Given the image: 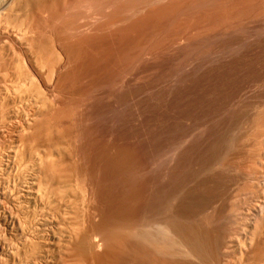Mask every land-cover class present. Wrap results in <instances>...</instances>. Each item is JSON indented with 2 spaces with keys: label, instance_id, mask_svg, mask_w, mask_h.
<instances>
[{
  "label": "bare ground",
  "instance_id": "6f19581e",
  "mask_svg": "<svg viewBox=\"0 0 264 264\" xmlns=\"http://www.w3.org/2000/svg\"><path fill=\"white\" fill-rule=\"evenodd\" d=\"M25 1L0 0L2 17L18 20L19 31L23 27L22 34L12 30L15 35L7 37L22 52L14 69L23 79L41 80L45 75L49 99L41 93L40 82L39 87L31 78L29 87L41 92L33 89L32 100L26 96L29 104L25 102L20 121L17 103H2L0 264H105L108 251L140 264L168 258L182 259L183 264H224L227 255L233 264H264V0H75L70 8L56 0ZM152 1L160 4L151 6ZM206 6L208 12L203 10ZM68 8L81 11L73 9L72 18L65 19ZM108 9L105 22L91 21L92 16H107ZM138 10L141 16L135 18ZM85 11L88 22H83ZM81 14L85 16L79 22ZM121 23L127 25L123 30ZM162 23L167 27L151 32ZM137 33L142 35L138 43L122 48L115 41ZM156 40H161L165 52L160 61L151 59L148 74L154 140L149 161L142 165L137 134L136 163L131 167L137 184L168 195L144 216L129 214L118 221L114 224L118 231L111 235L96 224L100 214L96 180L90 165H81L86 137L75 127L76 121L72 124L71 113L80 102L62 96L76 94L85 78L110 67L105 58L119 54L127 57L124 64L120 61L122 66H133L148 57L149 45ZM78 62L81 66L72 69ZM4 89L5 95L11 91ZM16 89L18 96L21 89ZM24 96L18 97V104ZM136 116L140 122L139 108ZM192 180L209 214L224 220L218 237L202 235L197 240L185 225L177 224L178 198ZM211 190L218 196H209ZM205 243L216 244L218 252L208 251Z\"/></svg>",
  "mask_w": 264,
  "mask_h": 264
},
{
  "label": "rangeland",
  "instance_id": "374dc122",
  "mask_svg": "<svg viewBox=\"0 0 264 264\" xmlns=\"http://www.w3.org/2000/svg\"><path fill=\"white\" fill-rule=\"evenodd\" d=\"M26 1H27V3H29L31 0H26ZM70 1L71 0H69V2L65 1V2H67V4H65L64 1L56 0L57 4H59V5L64 4V5H62L64 7L65 6L69 7V6H71V4L74 3L73 5H75L77 3V2H75V0H72L71 2ZM155 2L157 3V5L160 4L157 1H152L151 6H153L154 4H155L154 6H156ZM68 4H70V5H68ZM31 6L32 7L30 8V6L28 4V7H29L28 9H32L33 5H31ZM206 7H204L205 9L203 8V10H205V11L207 10V12H208L209 11L208 7L207 8ZM69 8L67 10L68 12L66 11L65 16H63L65 19H68L69 17L72 18V16H69V15L72 14L74 8L70 9L71 11H69ZM75 9H74V13H76L77 11H81V9L80 10H78V9L75 10ZM3 12H4L3 10H0V39H1L0 40V72H1L0 73V87H1L0 92L2 91V93L0 94V101H1V103H0L1 104L0 105V122H3L1 120V118H2L1 112H2V106H4L3 104H5V102H16L17 103L16 108L18 107L17 109L19 110V112H18L19 114H16V118H18L17 120L20 121V118L21 119L23 118V114H24L23 112L26 110L25 108H27V106H24V104H26L25 102L28 103L29 100H32L31 97L36 96V94L34 95L35 92L33 93V96L31 95L32 90L34 88H32L31 86L29 87V85H30L29 80L31 78L33 79L34 76L33 77L31 76V78H29V79L28 78L25 79L26 77L24 76V79H23V77H22L23 74H21L19 72L20 70L18 68H17V70L14 69V68H16L14 66H16L17 61H19L17 59L20 58V63L23 59V58H21L22 52L18 49L17 46H15L14 44H11L7 37L12 38V36H14L15 34L20 35V32L22 34V32H23L22 28L23 27L21 28V31H19L20 26H18V24L20 25L21 23H18L17 22L18 20L15 21V19H13V21H10L11 19L7 20L8 21L7 22L6 19H4L2 17ZM105 12H106L105 14H107V16L101 17V19H100V17L95 16V18H94V16H92L93 18L92 17L90 18L91 21H93L92 19H94V21L97 20V22L99 20H101V21H99L100 23L105 22L104 18L105 19L109 18L108 16L110 15V10L108 9ZM66 13H69V14H66ZM80 13H84V11L80 12ZM85 13H86V17H84L85 20L81 19V18H83V16H85V14H83V15L81 14L82 17L81 16L79 17V19H80L79 22L83 21V20H84L83 22L90 21V19L88 18V15H89L88 12L85 11ZM140 14H141V11L138 10L135 13L134 17L136 16L135 18H138L139 16H141ZM43 16H45V15H42L41 17L43 18ZM46 16L44 18H48ZM66 16L67 17L69 16V17L67 18ZM23 18L24 17L21 15L19 22L22 21ZM42 18H40V20H48L49 19V18L48 19H42ZM97 22H94V23H97ZM124 23H121L122 26L124 25L123 27L119 25V28L121 30H123V28L124 29L126 28V26H127L126 24H129L128 22L126 24H124ZM160 25H158L159 28L158 27H154V28L151 27V32L158 30V29L162 30L163 28L167 27V26L164 27L165 25L163 23ZM7 29H8V31L9 30L11 31V32L7 31L8 34H6ZM17 29H19V30H17ZM12 30H13V32L14 31H19V32H14L15 34H12L13 33ZM85 30H84V32H85L84 34H86V32H88ZM90 32H92V31H90ZM88 34H89V32L86 35H88ZM141 36L142 35H140V33H137V34H134L133 36L131 35V37L127 36L128 38L122 36V38L119 40L120 42L117 40H115V41L118 42L121 45L120 47L123 48L124 46L130 45L131 43L132 44L136 43V42L138 43L140 41V38H142ZM124 38H126V39H124ZM5 41L10 43L11 45L8 43L5 44L6 43ZM160 42H161V40L160 41L159 40L154 41V44H152V42H151L152 45L151 44L149 45V49L150 48L151 49L148 50V52L150 53V54H148V57H147V55H145L144 56L145 58H143L142 60L140 59L138 62H136L135 63L136 65L135 64H133V66L131 65L132 67L129 66L128 64H127V66L121 65L120 61L124 64L126 61L125 58H127V57H124V56L119 55V54H112L111 56H109L107 58V60L105 58V61L108 62V60H109L110 67H107L104 70H102V73L94 74L93 76H90V77L88 76L87 78H85L84 80H86V82L84 80L81 82L82 87L80 86V89L76 92V94H71V95L63 94L65 96H62L63 98H65L67 100L73 99V101L75 100L76 102H78V101L80 102V103H77V106L79 104L81 107L76 106L75 107L76 109L75 108L73 109L74 112L72 111L71 113H72V115L75 114V115H73L75 117V118L73 117L74 120L72 118V121H73L72 124L76 121L77 122V123L75 122L76 125L74 124L75 127L76 128L78 127L77 130L80 133L84 134V136L86 137V140L83 141L82 145L84 144L85 145L84 149H87V150H85V159L83 160V162H81V165H82V163H83V165H87V164L90 165L89 168L91 169V173L96 180V183H95V187L97 190L96 196H99V197H96V199H98V200L95 201L96 202L95 204H97L96 208L98 209V213L100 212L99 219L96 218V222H97L96 224H98L99 227L102 226L101 228H103L105 231L111 232L110 233L111 235L116 234V232L118 231V229L115 228L116 225H114L118 221L125 219L126 216L129 217V214H130V217L136 216V218H139L140 216L141 217L144 216L145 212L147 214L148 212L153 211L159 207L158 204H159L160 198L164 194L168 195L167 191H162V189L160 190V188L159 189L153 188L147 184H143V185L137 184L134 181V174H133L134 165L136 163L135 156L133 155L136 151L135 137L137 136V134L140 133L142 146H141V153H140L141 156H139L140 158H138V159L142 165H146L149 161L148 153L151 149L152 142L154 140L153 137H154L155 129L153 126V118H152V113H151L152 107H151V101H150L149 97L147 96V93H148L147 89L149 86L148 84L150 83V79H149L148 74H149V67H150L151 59H152V61H153V59L160 61L161 57L163 55L162 52L163 53L165 52L164 44L162 42L161 43ZM156 44L160 45V46H156ZM8 45L11 46L12 49L8 48L9 47ZM160 47H162V48H160ZM3 49H4V51H2ZM152 51H153V53H152ZM17 53H18V55H19V53L21 55L18 56ZM6 55L8 56L7 58H6ZM157 57H159V58H157ZM116 58H118V59H116ZM148 58H149V62H148ZM13 62L14 63L16 62V64L14 65ZM75 64L72 65L74 67V68L72 67V69H75L76 66H77L76 68H78V66L81 64V62H78ZM160 64L162 65V63H160ZM119 65H120V67H119ZM124 71H126V72H124ZM20 75H22V76H20ZM16 76H17V78L15 79ZM36 77L37 76H35V80L33 79L35 81V83L37 82L35 85L39 86V82H40V85L43 88V89L42 88L41 89L44 92L40 91V89H39L40 86L37 88L35 87L36 89H34L33 91L39 89V91L41 93H45L46 96H45V94H40L39 91H38V95H40V96L44 95L46 97L45 100L49 99V95H48L49 92H45L46 90L44 89V83H45L44 80L45 79H42V77L44 78L45 75H43L41 77V80L38 77L37 78ZM125 78H127V79H125ZM123 79H125V80H123ZM116 80H118V81H116ZM26 81H28V82H26ZM135 81H137V82L135 83ZM33 83H31V84L33 85ZM133 83H134V85H133ZM117 84H119L120 86ZM83 85H85V86H83ZM4 87L7 90L9 89L8 92L11 90L10 92L12 93L13 97L16 94L15 93L16 87H17V89L20 88L21 90H18V91H20L19 93L21 95L17 93L18 96H15V99L13 97H10V95H11V94L9 95L10 92L7 95H5L7 91L4 89ZM27 87L31 88L30 89L31 92H29L30 94H28V95L25 92V91L29 90V88H27ZM10 88H13V89H10ZM17 89H16V91H17ZM54 89L55 90L53 92L54 93L56 92L55 95H58L59 93H58L57 87H55ZM12 90L14 91V93L12 92ZM22 90L24 93L22 92ZM25 93H26V95H25ZM79 93H82V95H80ZM140 94H141V96H140ZM144 94H145V96H144ZM72 95L74 96V98L72 97ZM78 95H79V97H78ZM21 96L25 97V98L22 97L21 102H20L23 106L20 103L18 104V101H20L19 99L21 98ZM26 96H29L31 99L30 98H28L29 100L26 99L27 98ZM1 97H2V99H1ZM18 97H20V98H18ZM7 98H9V100ZM42 98H43V96H42ZM77 98H78V100H77ZM5 100H7V101H5ZM43 100H44V98H43ZM48 101H45V102H48ZM20 105H21V107H20ZM84 106H86V107H84ZM22 107H24V108H22ZM138 108L140 111V122H136V118H137L136 110ZM77 109H79V110L76 112ZM20 113L22 115H20ZM16 118L11 119V121H13V122L15 121V123H17V124L20 123V122H17V120H14ZM7 123L9 124L10 122L8 121ZM157 124H160V121H157ZM8 131H9L8 133H11L12 132L11 128ZM156 133L157 134L160 133V127L157 128ZM113 138H116V140H114ZM109 140H111V141H109ZM142 148H143V150H142ZM86 159H87V161H86ZM89 159H90V162H89ZM85 161H86V163H85ZM131 166L133 167V169ZM132 177H133V179H132ZM96 184L98 185V187ZM194 184L195 183L192 180V183H190L188 187L183 188L182 193H181L183 195L182 196L180 195L181 197L178 198V202H177L178 207L176 206V209L179 208V209H177V217H176V219L178 220L177 224L180 222L178 225H181V226L185 225L186 226L185 229H187L186 231L189 230L190 232H192L193 236L197 240L201 239L200 237H202V235L206 236V238H209V237L213 238L214 235L215 236L217 235L216 237H218V235L221 233V231L224 227V225H223L224 220L221 219L220 217L216 216V215L213 217L211 215V213L209 214L208 211H210V209L208 207L204 206L200 202V200H198L199 197L197 195L196 186ZM97 192H98V195H97ZM209 193H210L209 196H211L212 198H215L218 196V194H214L213 190L209 191ZM112 195H114V196H112ZM143 197H144V199H143ZM184 197H185V199H184ZM143 200H144V202H143ZM137 201H139V202H137ZM98 203H99V205H98ZM139 204L142 206H140ZM145 205L147 208L145 207ZM206 212H207V214H206ZM125 213H127V214H125ZM203 215H204V217H203ZM101 218H103V219H101ZM205 218L206 219L211 218V221L208 219L206 220ZM115 220H117V221H115ZM98 221H100V222H98ZM112 221H114V222H112ZM200 221H202V222H200ZM203 221L207 222V224L204 223ZM214 221H215V223H214ZM199 222L201 224H198ZM208 222L211 224H208ZM182 223H185V224L182 225ZM194 223H196V224H194ZM105 224H107V225H105ZM190 224H192V225H190ZM215 224H216V227H215ZM201 225H202V227H201ZM218 225H221V226H218ZM103 226L104 227L106 226V227L104 228ZM203 226H205V227H203ZM206 228H207V230H206ZM116 229H117V231H116ZM200 229H201L202 233H200L201 231H198ZM215 230L217 232H215ZM195 232H196V234H195ZM210 241H213V239H211ZM206 245L209 246V248L206 246L207 250L210 249V250H212L213 253L218 252V250H217L218 248L215 246L216 244L211 243V244H206ZM211 247H212V249H211ZM210 250H208V251H210ZM111 254H113V255H111ZM111 254H110V251H108L107 258H106V260H108V261H106L107 263H105V264H120V262H121V264H140V262L138 260L137 261L136 260H127V259L123 258V256L120 255L121 253H119V252H112ZM227 256L229 257L228 259H227ZM227 256L223 257L224 264H231L232 262H234L231 255H227ZM162 262H163V264H175V263L176 264H183L182 259H178V258L164 259V261L161 260L157 264H161Z\"/></svg>",
  "mask_w": 264,
  "mask_h": 264
}]
</instances>
